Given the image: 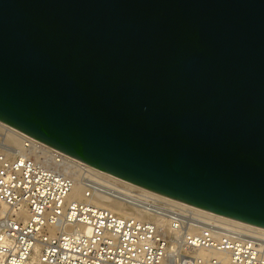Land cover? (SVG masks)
Returning a JSON list of instances; mask_svg holds the SVG:
<instances>
[{
	"label": "water",
	"instance_id": "95a60500",
	"mask_svg": "<svg viewBox=\"0 0 264 264\" xmlns=\"http://www.w3.org/2000/svg\"><path fill=\"white\" fill-rule=\"evenodd\" d=\"M0 123L264 230V0H0Z\"/></svg>",
	"mask_w": 264,
	"mask_h": 264
},
{
	"label": "built area",
	"instance_id": "2783aa9c",
	"mask_svg": "<svg viewBox=\"0 0 264 264\" xmlns=\"http://www.w3.org/2000/svg\"><path fill=\"white\" fill-rule=\"evenodd\" d=\"M101 177L0 123V264H162L168 238L152 223L86 202L96 188L172 216L176 229L179 219L199 227L197 236L180 238L167 264H222L198 256L200 248L229 252V264H264V236L257 231L189 206L170 209L112 177H103L105 186L93 180ZM77 178L85 199L68 200Z\"/></svg>",
	"mask_w": 264,
	"mask_h": 264
},
{
	"label": "bare ground",
	"instance_id": "6f19581e",
	"mask_svg": "<svg viewBox=\"0 0 264 264\" xmlns=\"http://www.w3.org/2000/svg\"><path fill=\"white\" fill-rule=\"evenodd\" d=\"M88 167V166H87ZM90 168V167H89ZM92 169V168H90ZM93 171H97L94 170ZM99 175H101V178H94L93 180H96V183H100L101 185L105 186L108 183H104L103 177H111L107 174H104L102 172L97 171ZM113 178V177H112ZM115 179V178H114ZM118 180V179H117ZM125 183V182H124ZM126 185H130L125 183ZM96 188V187H95ZM131 188L137 192L138 194H142L144 196H151L152 199L161 201L164 204H167L171 207L170 209H177V208H183L185 210L186 207H188L185 204L175 202L169 199H166L162 196L155 195L147 190L140 189L138 187L132 186ZM99 188H96L94 190V193L91 198L87 199L86 202L101 207L104 209L109 210L112 213L117 214L118 216L122 218H135L139 221L152 223L157 226V228L162 232L164 236H166L169 240V246L167 248V258L166 260L173 256V254L176 251V247L179 244L180 238L184 235L186 236H197L200 233V229L198 226H195L192 223H186L185 220L179 219L181 223L178 221V225L180 228L176 229L174 226L177 223V221L170 215L161 214L153 209L147 208L145 206L140 205L141 202L136 199H130L127 196L124 197H113L106 193L104 190H97ZM86 190V186L84 185L82 179L77 178L75 180V184L68 196V200H84V193ZM156 202V201H153ZM173 207V208H172ZM5 213V209H0V218L3 217ZM210 214V213H209ZM233 223L239 224L241 226H244L246 228H249L250 230L257 231L258 233L262 234L264 236V230L257 229L248 225L240 224L237 222L232 221ZM184 225V226H183ZM196 254L202 258H213L216 259L218 262L222 264H229L230 260V254L229 252H219L214 249H206V248H200L196 251ZM163 261L162 264H167V261Z\"/></svg>",
	"mask_w": 264,
	"mask_h": 264
}]
</instances>
